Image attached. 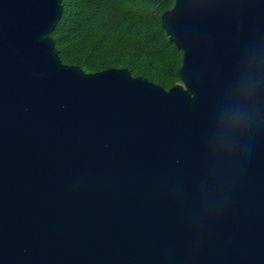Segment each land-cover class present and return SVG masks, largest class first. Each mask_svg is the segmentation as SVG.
Segmentation results:
<instances>
[{
  "label": "water",
  "instance_id": "water-1",
  "mask_svg": "<svg viewBox=\"0 0 264 264\" xmlns=\"http://www.w3.org/2000/svg\"><path fill=\"white\" fill-rule=\"evenodd\" d=\"M173 1L166 90L64 64L62 0H0V264H264V0Z\"/></svg>",
  "mask_w": 264,
  "mask_h": 264
},
{
  "label": "trees",
  "instance_id": "trees-1",
  "mask_svg": "<svg viewBox=\"0 0 264 264\" xmlns=\"http://www.w3.org/2000/svg\"><path fill=\"white\" fill-rule=\"evenodd\" d=\"M51 37L62 62L86 74L128 69L166 90L180 83L183 53L162 27L166 0H62Z\"/></svg>",
  "mask_w": 264,
  "mask_h": 264
}]
</instances>
